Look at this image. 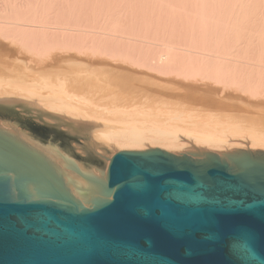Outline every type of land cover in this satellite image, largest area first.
Here are the masks:
<instances>
[{
    "label": "water",
    "instance_id": "obj_1",
    "mask_svg": "<svg viewBox=\"0 0 264 264\" xmlns=\"http://www.w3.org/2000/svg\"><path fill=\"white\" fill-rule=\"evenodd\" d=\"M0 264H264V105L0 50Z\"/></svg>",
    "mask_w": 264,
    "mask_h": 264
},
{
    "label": "bare ground",
    "instance_id": "obj_2",
    "mask_svg": "<svg viewBox=\"0 0 264 264\" xmlns=\"http://www.w3.org/2000/svg\"><path fill=\"white\" fill-rule=\"evenodd\" d=\"M196 1L198 4H193L194 0H191L190 7L194 8L192 12L188 9L191 15L188 14L186 17L190 32L184 34L182 38L189 49L182 50L171 43H167L157 51L158 53L155 50L157 54L153 51V56L149 57L151 55L149 54L147 59L143 56L145 62H152L154 60L155 62L143 63L144 61H138L131 63L140 67H148V69L155 73L151 75L161 78L171 77V79H167L201 88H203L202 85L190 81L193 79L195 80L197 77H205V79L222 83L224 86L240 89L241 92L249 94L253 102L241 96H235L237 98L264 105V0ZM195 4L197 9L193 6ZM36 8L37 7L30 3L24 6H18V4H14L13 1L10 0H5L3 5L0 4V50H7L29 62L40 64L58 61H90L138 71L133 67H126V65L122 66L109 61H97L87 58L85 53L80 52L77 47L73 45L71 40L64 39L67 33L72 31L71 29L62 28L63 23H60L61 28L51 27L52 25L44 19L43 14L40 15L38 13ZM117 15V17L115 15H110V17H108L109 19L104 20L107 21L105 22L106 26L104 30H107V32L103 31V24H101L102 26L100 25L103 27L102 30L99 26V29L103 31V33H100L101 31L99 32L98 30V32L102 34L99 36L100 39H105L107 38L106 36H108V41L107 39L100 41L97 34V37H95L96 35L93 36L96 30H91L94 33L90 31L93 38H96L94 40L98 41L97 47L100 44L99 42H101V44L104 42L105 46L103 44L102 46L99 45L101 46V48L99 47L100 49H102L103 46L105 47H103L104 50L116 46V48H118L116 51L121 50V48L113 44V42H115L113 40H116L113 37L119 38L116 40L117 43L120 38L122 40L129 39L117 35L120 32L122 33L120 35L127 34L126 24L124 26L123 19H120L121 14ZM96 22L94 20L93 23ZM127 22L126 20L125 23ZM134 24H136V22L132 23L130 26H134ZM64 25L66 26V24ZM125 28L126 30H124ZM73 29H76L77 32L78 27H73ZM78 31H81L80 28ZM84 31L82 30V32ZM133 32L134 31H132V33ZM157 32L158 31H156V33ZM63 35V39L62 37L60 38L61 40L57 38ZM76 35L78 37V33ZM135 35H137V32ZM146 35L148 36V34ZM86 36L85 38L87 39L91 34ZM67 38L69 39L70 37ZM109 43H111L112 46ZM90 45L91 47L89 49L94 55L108 56L113 60L123 59L122 61L125 60L124 62H127L126 59L130 57V50H128L130 48L125 49L129 52L125 51L122 44L123 50L121 51L125 52L122 53L119 51V53L117 52L116 54H114L115 52L112 54L109 49L107 52L103 49V51L99 50L95 48L96 45H94L95 47L93 46V43ZM113 50L115 51V48H113ZM33 56L38 58L34 59ZM188 80L189 82H187ZM205 89L213 90V88H209L208 86ZM261 96L263 97L262 100L259 99Z\"/></svg>",
    "mask_w": 264,
    "mask_h": 264
},
{
    "label": "rangeland",
    "instance_id": "obj_3",
    "mask_svg": "<svg viewBox=\"0 0 264 264\" xmlns=\"http://www.w3.org/2000/svg\"><path fill=\"white\" fill-rule=\"evenodd\" d=\"M4 1L5 0H0V4L3 5ZM10 1H13L14 4H18V6H21V5L24 6V5H27L28 3H30L31 5L37 7L36 10H38V13L40 15H42V14L44 15L43 16L44 19L47 20V22L52 25L51 27L54 26L55 28H61V24L63 23L62 28L71 29L72 30L70 32L71 34L67 33V35L70 34L72 36L66 35L64 38V35H63V36H60L57 38L59 40H61L60 39L61 37H62V39L64 38L65 40H71L73 45L75 47H77V49L80 52L85 53L87 58H89L91 60L94 59L97 61H109V62H112L114 64H119L122 66L126 65V67H128V66L133 67V68L137 69L138 71L145 72L147 74H155V73L152 72V70L148 69V67L136 66L131 62H138V61L142 62V61H144L145 58L143 56H145L146 59H147V56H149V54H151L149 57L153 56L152 54H154L155 50H156V52L159 51L167 43H171V44L177 46L178 48H180L182 50L189 49V47H187L186 43L184 42V39H182L184 34L190 32V28L188 27L189 26L188 20L186 17L190 12L189 10H191V12H192V10L194 8L193 6L196 7V4H198V2L196 0H194L193 4L194 3H196V4L192 6L193 8H191L190 7L191 0H10ZM23 9H27V8H23ZM195 9H197V7ZM223 11H227V10H223ZM100 13H102V14H100ZM117 14H119V15L121 14L122 18L120 16V19H123L122 20L124 22L123 24H124V26L126 24L125 27L127 28V30H126V28L124 29L127 31L126 32L127 34L120 35V34H122L120 32L117 35L123 36L125 38H129V39H123L122 40L120 38V40H119L120 43H119V41H118V43L116 41L119 38L113 37L116 40H113V38H112V40L115 41V42H113V44L117 45V47L121 48V50H123V49L125 50L126 48L127 49L130 48V49H128V50H130V52L128 50H125V51L129 52V54H130V55L128 54L130 57H128V59H126L127 62H124L125 60L122 61L123 59L122 60L121 59L113 60L111 57H108V56L94 55V53H92L89 49L91 47L90 44L93 43V46L96 45V47L94 46L95 48H98L99 50H102V49L104 50V48H105L104 42L102 43L104 45L103 46L104 48L102 47V49H100L102 46L101 42H99L100 43L99 45H101V46L98 45V47H97L98 41L97 40L95 41L94 39H96L95 37H97V35H98V38L100 39L99 36L102 35L100 33H103V31L105 30V26H106L105 22H107V21H104V20L109 19L108 17H110V15L116 16ZM189 15H191V14H189ZM91 19H92V21H91ZM96 19H97L98 23L96 22ZM98 19H100V20H98ZM94 20L96 23H93ZM126 20L128 21L127 22L128 24L125 23ZM135 22H136V24H134V26H130V25H132V23H135ZM64 24H66V26ZM101 24L104 25V29H103V27H101L102 26ZM67 25L68 26L70 25V26L68 27ZM127 25H128V27H127ZM99 26H100L101 30L103 29V31H101L99 29ZM73 27H75V28L78 27V30L80 28L81 31L77 30V32H76V29H73ZM82 30L83 31L86 30L87 32L86 31L82 32ZM88 30H89V32L91 30H93V31L96 30V32L93 36H95L96 34L97 35L93 38L92 33H94V32L91 31L92 33L91 32L89 33ZM98 30H99V32L100 31L101 32L99 33ZM74 31H75V34H74ZM132 31H134V32L136 31L137 35H135L136 32L132 33ZM156 31H158V32L156 33ZM72 32H73V34H72ZM104 32H107V30ZM77 33H78V37L76 35ZM90 34H91L92 38L90 36L89 38H91V39H89V38L86 39L85 36L90 35ZM146 34H148V36ZM168 35H169L170 39H169ZM178 35H179V37H178ZM180 36H181V38H180ZM67 37H70V38L68 39ZM86 37H88V36H86ZM102 37H105V36H102ZM106 37L107 38H105V39H107V41H108V36H106ZM109 37H111V36H109ZM171 37H173V38H171ZM92 39H93V42H92ZM103 39H100V41H102ZM109 39H111V38H109ZM94 42L95 43L97 42V43L95 44ZM146 43H147V45H146ZM109 44H111V43H109ZM109 44H108V46L110 47ZM121 44L123 46V49H122ZM123 44L126 46H124ZM128 45H129V47H128ZM111 46H112V44H111ZM151 46L155 47V48H152ZM110 48H108V49L110 50V52L112 54L114 52H115L114 54H116L117 52L119 53V51L122 52L121 50L116 51V49H118V48H116V46L112 47L111 49ZM113 48H115V51L113 50ZM108 49H105L104 51L107 52ZM197 50H199V49H197ZM125 51H123V52H125ZM199 51H202V50H199ZM127 52H126V54H127ZM156 52H155V54L158 53V52L157 53ZM33 58L36 59L38 57L33 56ZM150 59H152V58H150ZM149 62H151V61H149ZM149 62L144 61L143 63H149ZM152 62H155V60ZM167 78L171 79V77H167ZM167 78H165V79H167ZM172 78H174V77H172ZM187 82H189V80ZM190 82H197V84L202 85L203 88H206L208 86L209 88H213V90H215V91L222 92V93L234 96V97L235 96H241L244 99H248V100L252 101V97L247 93L241 92L240 89H238L236 87L224 86L222 83L215 82V81L209 80V79H205V77H197V78H195V80L193 79ZM262 98H263L262 96H261V98L259 97V99H261V100H262Z\"/></svg>",
    "mask_w": 264,
    "mask_h": 264
}]
</instances>
